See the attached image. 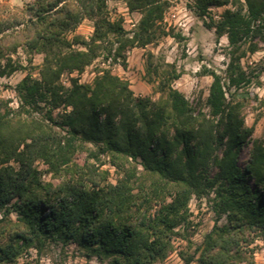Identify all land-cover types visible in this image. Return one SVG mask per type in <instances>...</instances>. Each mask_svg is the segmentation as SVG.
<instances>
[{
	"label": "trees",
	"instance_id": "obj_1",
	"mask_svg": "<svg viewBox=\"0 0 264 264\" xmlns=\"http://www.w3.org/2000/svg\"><path fill=\"white\" fill-rule=\"evenodd\" d=\"M107 1L31 0L17 11L0 5V77L20 68L13 59L19 49L43 55L38 78L26 75L15 92L21 112L44 110L39 119H22L9 116L0 101V264L47 242L74 244L104 264H155L171 252L191 196L209 191L226 221L216 220L197 256L183 264H255L252 244L264 236V143L253 141L249 159L238 164L252 129L244 126L241 105L227 101L218 74L210 73L208 114L195 113L169 82H160L158 104L135 97L127 81L107 70L90 85L59 83L102 52L115 61L167 35L161 23L171 0H122L140 14L131 37L120 20L106 17ZM190 1L199 16L225 7L208 26L226 36L227 80L239 87L240 59L258 50L256 39L264 42V0ZM84 19L93 22L91 36L67 39ZM76 142L94 147L93 158H110L114 182L98 165L72 161ZM37 161L58 184L41 180Z\"/></svg>",
	"mask_w": 264,
	"mask_h": 264
},
{
	"label": "rangeland",
	"instance_id": "obj_2",
	"mask_svg": "<svg viewBox=\"0 0 264 264\" xmlns=\"http://www.w3.org/2000/svg\"><path fill=\"white\" fill-rule=\"evenodd\" d=\"M31 0H0V5L11 11H17L30 3ZM225 7L210 8L208 12L199 16L190 0H171L164 12L161 27L167 35H159L157 39L144 47H134L123 53V57L113 61L111 57L105 60V52L87 66L81 73L63 74L59 83L65 88L70 87V80L76 79L79 84L90 85L96 76L104 70L121 80L127 81L129 89L137 98L147 99L152 104L160 103L162 93L160 82L180 92L188 101L191 108L197 112L208 114L205 100L212 82L210 73L218 74L227 101L241 105V117L244 126L251 128L249 145L243 148L238 156V164L242 166L249 159V150L253 141L264 143V42L256 39L258 50L247 53L240 59L239 65L245 73L244 83L239 87L229 86L226 69L229 62L230 47L226 36L217 37L214 28L209 27L210 19L218 21ZM105 15L110 21L120 20L127 37H131L136 30L139 12L129 11L122 0H109L106 3ZM262 35L264 37V24ZM93 32V22L84 19L72 33L65 37L71 39L73 35H80L88 39ZM244 47V46H243ZM13 59L20 68L12 74L0 77V101L9 116L27 119L43 117L44 110L36 112L29 110L30 114L20 111V100L15 92L16 85L28 74L38 78V71L43 62V55H28L19 49ZM173 75H178L172 79ZM69 111V108H67ZM54 112V117L60 113ZM60 138L65 133L55 129ZM76 151L72 161L83 163L88 161L98 165L101 170L109 172V181L114 182L117 176L110 158L100 156L91 157L95 153L94 147L89 144L79 146L75 143ZM34 166L44 183L58 184V180L49 173L46 165L37 161ZM137 173L142 168L137 166ZM214 194L197 197L191 196L188 201V216L186 221L176 230L178 235L172 238L171 252L166 259L155 264H183L189 257L197 256L203 238L213 228L216 220L219 225L225 223V216L217 217L214 209ZM2 211H0V218ZM15 220V214L9 215ZM252 247L255 264H264V236L257 237ZM10 264H104L95 257H87L82 250L74 244L47 242L41 249L31 247L24 251ZM190 264H197L195 261Z\"/></svg>",
	"mask_w": 264,
	"mask_h": 264
}]
</instances>
